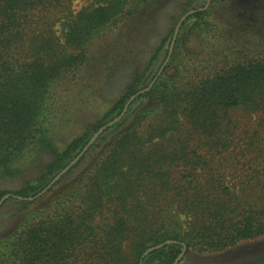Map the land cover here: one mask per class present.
Segmentation results:
<instances>
[{
  "label": "trees",
  "instance_id": "16d2710c",
  "mask_svg": "<svg viewBox=\"0 0 264 264\" xmlns=\"http://www.w3.org/2000/svg\"><path fill=\"white\" fill-rule=\"evenodd\" d=\"M73 1L0 0V264H180L264 238V35L224 28L222 0ZM170 1L124 95L78 128L100 32Z\"/></svg>",
  "mask_w": 264,
  "mask_h": 264
},
{
  "label": "rangeland",
  "instance_id": "374dc122",
  "mask_svg": "<svg viewBox=\"0 0 264 264\" xmlns=\"http://www.w3.org/2000/svg\"><path fill=\"white\" fill-rule=\"evenodd\" d=\"M95 2L96 0H75L70 9L77 12ZM172 4L175 2H164L145 18L132 20L128 24H124L123 17L118 25L112 23L100 32L92 46V66L88 73L91 79L87 80L89 89L84 92V98L89 97L94 105H83L82 111L76 115L74 120L78 121V128L96 121L100 115L98 108L101 110L109 108L124 95L127 85L144 61L142 53L151 52L159 40V35L164 34L173 24V16L176 15L177 9L170 6ZM215 10V18L223 23L224 28L235 25L239 29L245 28L250 36H253L254 31L264 35V0H222L216 5ZM65 15H68L67 10L56 14L57 21H60L55 26L60 35L63 32L61 21ZM147 42L149 43L146 44ZM146 45L148 47L145 50ZM72 125L74 124L71 123L61 132L60 139L63 138V141L72 139L75 134ZM35 171L36 168L32 167L17 181L10 182L8 188L31 178ZM11 219L8 217L0 221V237L9 235L10 230L15 228L17 222ZM151 264L158 262L151 261ZM180 264H264V238L243 242L233 249L217 254L198 255L190 251Z\"/></svg>",
  "mask_w": 264,
  "mask_h": 264
},
{
  "label": "water",
  "instance_id": "95a60500",
  "mask_svg": "<svg viewBox=\"0 0 264 264\" xmlns=\"http://www.w3.org/2000/svg\"><path fill=\"white\" fill-rule=\"evenodd\" d=\"M210 1L211 0H208V3H210ZM182 21H183V19H182ZM181 21V22H182ZM181 22L179 23V26L181 25ZM177 34H178V30L175 32V35H174V37H176L177 36ZM172 48H173V46H172ZM121 117H118V118H116V119H114L113 121H111L110 123H108V125H105L104 127H102V129H100V132H102L104 129H106L108 126H110V125H113V124H115L116 122H118V120L120 119ZM93 140L94 139H92L90 142H89V144L87 145V147L84 149V151H83V153H81L72 163H71V165H73L76 161H78L79 159H80V157L86 152V150L90 147V145L92 144V142H93ZM70 165V166H71ZM55 183V180L52 182V183H50L45 189H44V191L43 192H46L49 188H51L52 187V185ZM163 245H159V246H157L156 248H160V247H162ZM147 255V253H145L144 254V257ZM183 257V254H181L179 257H178V259H176V261H175V263L174 264H177L179 261H180V259ZM142 264V263H141Z\"/></svg>",
  "mask_w": 264,
  "mask_h": 264
}]
</instances>
